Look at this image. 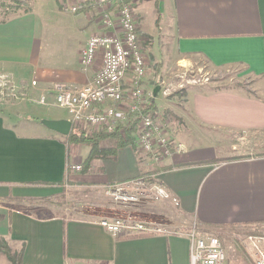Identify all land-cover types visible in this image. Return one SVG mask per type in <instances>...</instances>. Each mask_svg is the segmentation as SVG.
I'll use <instances>...</instances> for the list:
<instances>
[{
    "label": "crops",
    "instance_id": "0c3cea01",
    "mask_svg": "<svg viewBox=\"0 0 264 264\" xmlns=\"http://www.w3.org/2000/svg\"><path fill=\"white\" fill-rule=\"evenodd\" d=\"M161 5L177 59L198 66L205 61L207 67L197 68L211 71L241 66L257 79L255 93L212 82L189 85L177 99L163 97L158 86L145 93L147 99L152 94L174 152L155 164L150 154L125 146L114 157L96 158L91 170L75 171L70 180L96 187L100 201L71 217L40 218L34 204L6 197H49L67 183V144L42 120L70 119L56 103V89L91 83L101 57L84 66L80 52L93 33H54L36 11L0 20V72L25 84L27 95L0 105V237L13 249L24 244L22 264H191L187 236H116L101 217L152 220L174 230L196 224L200 234L264 228V0H161ZM95 23L98 30L97 17ZM56 37L62 49L58 59L48 48ZM147 76L144 88L151 85ZM248 134L261 152L240 157L235 144L247 143ZM113 144L114 139L102 141ZM89 150L81 144L71 159L82 163ZM153 165L162 166L157 175L179 197L178 205L171 200L123 205L98 194L106 184L138 177ZM0 264L13 263L0 253Z\"/></svg>",
    "mask_w": 264,
    "mask_h": 264
},
{
    "label": "built area",
    "instance_id": "2783aa9c",
    "mask_svg": "<svg viewBox=\"0 0 264 264\" xmlns=\"http://www.w3.org/2000/svg\"><path fill=\"white\" fill-rule=\"evenodd\" d=\"M81 4L73 5L72 10L88 5ZM95 4L98 31L83 46L80 63L89 66L100 56L101 66L91 83L80 87L60 84L56 89V103L70 112L72 126L79 130L90 129L88 133L94 132L91 127L114 131L118 125L132 119L152 97L151 94L149 99L146 98L143 85L148 68L132 3L125 0H96ZM31 84L35 85L37 81L33 80ZM126 84L129 86L126 87ZM25 91V84L0 72V105L27 96ZM162 91L167 93L166 89ZM40 101L46 102L44 98ZM135 138L136 149L150 154L155 164L162 162L175 150L167 125L159 122L152 110L142 113ZM70 166L82 170L80 162ZM104 191L114 202L123 205L144 200H171L176 205L180 203L179 197L168 189L157 173L108 183ZM100 223L116 236L159 233L187 236L190 240L191 264H225L227 259L226 248L219 236L200 234L195 228L188 231L174 230L156 221L121 216L101 217ZM249 238L253 246L254 264H264V237Z\"/></svg>",
    "mask_w": 264,
    "mask_h": 264
},
{
    "label": "rangeland",
    "instance_id": "374dc122",
    "mask_svg": "<svg viewBox=\"0 0 264 264\" xmlns=\"http://www.w3.org/2000/svg\"><path fill=\"white\" fill-rule=\"evenodd\" d=\"M20 1L0 0V20L24 14L31 7L32 11H36L41 18H46V23L52 24L54 33H58V30L61 33L72 36L74 34H88L89 37L91 33L98 31L94 25L98 15L95 4L96 0H25V4L20 3ZM125 1L132 3L138 16V23L140 25V27L138 26V33L145 52L147 68H149V71L147 70L149 72L148 76H146L149 77V82L151 83L150 86H146L145 88L146 94L154 93L156 86H158L160 90H167V93L162 94L163 97L177 99L185 94V90L189 85H207L210 82L254 90L257 79L251 73L241 68V66L233 65L228 68L211 71L207 68H197L207 67L205 61H201L199 63L201 66H198L196 63L185 64L180 59H177L179 55L177 54L174 41L168 36L167 27L162 24L161 0ZM80 3L88 5L73 11L72 6L79 5ZM109 9H111V6ZM166 22L170 23L171 18H168ZM51 41V45L48 48L51 49L53 58L58 59L62 53V49L59 47L61 46L59 38H51ZM63 51L65 53L66 50L63 49ZM89 130L87 128L84 129L86 132ZM91 130L97 132L104 131L105 129L91 127ZM230 137L233 138V135ZM246 141L247 143H237L235 139L234 142L232 141L233 143H237L235 144L237 155L247 157L250 154L255 155L261 152L259 141L256 140L255 136L248 134ZM73 163L76 162L70 159L69 165ZM83 167L84 161L82 162V170L79 171L91 170V166L87 170ZM68 169L69 176L63 190L67 191L66 194L70 204L62 208H57L56 206H52L51 208L49 206L46 207L47 209L50 208L53 212H56L57 209H63L67 215L77 216L76 212L90 210L100 200H98L99 197L96 198V187L92 188L70 180L72 179V174L77 170L71 166ZM101 191L98 194L103 193L110 200L109 202L113 201L112 197L104 191V187ZM197 227L194 224L192 227H182L178 230L188 231L192 228L198 229ZM208 233L219 236L224 244L227 252L225 264H254L253 246L249 237L253 236L256 239L264 237V228L261 226L256 229L237 226L228 230H208Z\"/></svg>",
    "mask_w": 264,
    "mask_h": 264
},
{
    "label": "trees",
    "instance_id": "16d2710c",
    "mask_svg": "<svg viewBox=\"0 0 264 264\" xmlns=\"http://www.w3.org/2000/svg\"><path fill=\"white\" fill-rule=\"evenodd\" d=\"M19 1L20 0H16V2ZM20 3L25 4V0H21ZM30 11H32L31 7L26 10V12ZM8 19L9 18H6L2 21H6ZM248 91L255 93V90L249 89ZM154 109V102L152 99H150L149 103L144 105L142 109L137 112L134 117H132V119H130L127 123L118 125V127L111 132L104 130L88 133L84 130H79L76 127H72V130L69 134L63 135L64 140L67 144L68 166L70 164L71 157L78 152L79 146L81 144L88 145L90 147L89 153L84 160L83 168L85 170H87V168L91 166L92 162L96 158L114 157L119 148L125 146H132L136 148L135 132L138 129V124L141 119V115L147 110L154 111ZM106 139H114V144L111 146H103L102 141ZM161 169L162 166L153 165L149 167L146 171H144V173L142 174L151 175L159 172ZM66 192L67 191L63 190L62 192L51 195L49 197H15L10 194L6 197V199L8 201L18 200L20 202L34 204L37 208L35 213L40 218H51L54 216L67 217L68 215L64 213L63 209H57L56 212H53L50 209L52 206L62 208L70 204L68 202L69 200L67 198ZM46 206H49L50 208L47 209ZM23 251L24 244L19 249H13L6 238L0 237V253L5 254L12 261L13 264H22Z\"/></svg>",
    "mask_w": 264,
    "mask_h": 264
},
{
    "label": "water",
    "instance_id": "95a60500",
    "mask_svg": "<svg viewBox=\"0 0 264 264\" xmlns=\"http://www.w3.org/2000/svg\"><path fill=\"white\" fill-rule=\"evenodd\" d=\"M42 122L62 135H67L72 130V121L70 119H44Z\"/></svg>",
    "mask_w": 264,
    "mask_h": 264
},
{
    "label": "bare ground",
    "instance_id": "6f19581e",
    "mask_svg": "<svg viewBox=\"0 0 264 264\" xmlns=\"http://www.w3.org/2000/svg\"><path fill=\"white\" fill-rule=\"evenodd\" d=\"M73 127V126H72Z\"/></svg>",
    "mask_w": 264,
    "mask_h": 264
}]
</instances>
